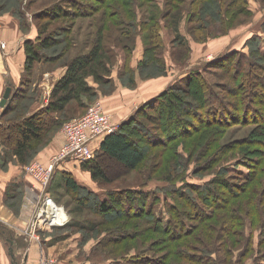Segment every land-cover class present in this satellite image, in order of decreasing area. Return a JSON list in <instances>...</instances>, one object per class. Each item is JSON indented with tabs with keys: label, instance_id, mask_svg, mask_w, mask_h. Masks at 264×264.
I'll return each mask as SVG.
<instances>
[{
	"label": "trees",
	"instance_id": "1",
	"mask_svg": "<svg viewBox=\"0 0 264 264\" xmlns=\"http://www.w3.org/2000/svg\"><path fill=\"white\" fill-rule=\"evenodd\" d=\"M164 1V8H162L159 0H139V2L137 0H54L50 5L41 9V12L33 13L31 19H29V13L20 11L18 14L12 11L15 15L17 14V18L21 21V27L25 31L30 28L31 23H36L39 35L36 41L26 43L27 62L25 79L22 82L24 89H17L19 94L17 95V92H15L16 94L10 98V102H8L4 112L1 113L0 145L11 147V154L20 164L29 163L37 153V147L47 136L54 114L63 115L73 102L78 103L83 109L86 108L92 103L91 99L94 100L99 97L102 84L113 83L111 75L116 56L113 54L115 50L110 49L104 43L103 33L107 21L111 24L113 19H119V24L127 26V29H120L119 38L116 39V45L122 46L125 52L124 60L115 61L121 69L118 72L120 79L135 84V70H133L132 61L136 48L135 42L139 37L144 44V57L139 61L138 69L144 71L156 64L161 66L163 73L167 66L165 58L167 43L163 38L162 30L167 25H172L171 29L174 33L172 54L175 55V59L181 60L180 51L184 50L183 58L186 56L184 58L186 60L191 49L189 41L180 28L183 20H186V23L190 25L191 38L202 42L211 37L219 36V34H228L233 29L237 16L243 15L252 18L254 14L250 8L249 0ZM13 2L16 5L19 2L25 4L24 0H4L0 8L9 7ZM33 2L34 0H30L29 4L26 5H32ZM102 8H105L104 15L100 18L102 29L98 30L93 46L87 53L77 55L70 62L60 67L64 68V73L54 86L48 105L33 114H29L31 108L29 101L32 99L28 100V97L32 96L34 102L39 95L37 92L33 95L35 91L33 89L35 83L33 77L35 64L43 58L41 51L55 49L63 42L65 45L68 38H64V36L73 31L69 23L58 25L54 30L48 31V23L40 25L37 20L45 18L49 20L48 22H51L61 18H90L99 13ZM207 16L219 21L220 25L208 23ZM163 19L166 20V24H162ZM167 21H169L168 24ZM212 26L217 31L210 32ZM168 28L170 27L168 26ZM216 32L217 34H215ZM62 38L63 42L61 41ZM124 38H133V46L129 45L128 42H124ZM248 44L250 50L247 52L233 51L211 62L212 67L224 70L225 76L223 77H230L236 84L235 88H230L226 83L221 85L227 95H224L223 92L219 93L217 85L210 84L202 72L193 68L189 71L190 75L185 85H170L159 96L140 107L128 120L121 123L115 133L104 137L100 147L93 150V159L84 163L77 161L83 170L90 173L95 182L110 183L111 181L103 164L105 157L118 163L126 170L134 171L145 161L148 150L154 148L168 150L171 148L173 155L169 161L172 163V168L170 169L168 181L157 183L158 185L154 187L148 184L147 186H141V189H130L129 192L127 190L124 193L117 192L115 194L113 191L96 193L78 184L72 173L64 171L61 173L63 186L70 195L71 193H78L81 196L79 207H87L99 212L104 220L109 218L112 210H117L118 214L110 217L113 219H116V217H125L128 220L142 219L136 224L137 227H142L140 231L156 230L157 233L163 235L166 242L172 244L176 242L173 248L168 247L169 250L166 256L171 254L172 256L174 254L184 255L183 252L185 251L178 242H181L185 237L193 236L198 239L199 246H204L206 243V246L203 247L205 250L204 261L194 257L193 262L195 263L233 264V253L238 251L240 254L236 264H242V261L252 254L259 255L258 260H256L257 264H264V170L262 167L260 166L263 170L261 172L259 166L257 167V162L253 164V160L249 159L247 161L244 157V164L250 168L251 172L239 178L243 182H233L231 178L227 177V169L223 168L222 172L217 173L213 180L209 182L189 183L185 181L187 174L181 175L187 167L188 161L183 164L180 171L178 160L182 155L178 153L177 145L170 144V141L174 140L177 135H193L202 129H214L217 133L211 130V133L207 132L198 139V148L200 144L203 145V140L208 143L211 137L216 134L218 137V134H223L226 128L235 123L246 125L254 121H257L256 123H259V128H261L258 142L264 144V75L259 73L260 69L264 71V37L254 35ZM71 49L70 45L66 44L63 47L62 54L53 58L51 56L44 57L54 64L63 59ZM125 75L128 76L127 80L123 78ZM90 80L100 85L99 89L92 85L89 82ZM228 95L237 99L229 101L227 97L230 96ZM182 100H188V103H186V106H182L181 115L176 109L178 115L175 116V122L177 121L176 118L183 116L178 119L183 124L179 125V128L183 129L182 131L179 129L181 133L170 135L171 127L168 120L165 124H161L159 122L161 120H158L155 125L159 124L161 130L165 131V135L162 134V136L161 133L159 134L160 131L157 132L155 131L157 129L152 128L155 125L154 120L151 119L155 118L149 116L150 126L138 119V114L142 115L150 107L155 111L163 108V111L167 112V118L174 120L170 116L174 114L175 108L180 105ZM21 105H24V107L22 106V114L25 113V115H21L19 111H16ZM241 111L244 113H241ZM8 117L13 118L12 121ZM193 117L202 124L198 125L192 121ZM190 119L192 122L189 121ZM134 124H137V131L145 134L149 142L147 146L140 145V142L130 134L134 131ZM189 126L193 130H190ZM167 134L169 135L168 138ZM6 139H9L11 144L7 143ZM241 144H244L243 141ZM197 148L195 152H197ZM220 151L225 154L224 146L216 149L217 153H221ZM199 154L201 152H198ZM212 161L215 162L216 159ZM195 172L200 173L201 170L199 171L198 168ZM260 172L263 175H257ZM181 181L184 184L178 186ZM254 182L257 184L253 185ZM248 192H251V194L247 195V198H241L240 201L233 202ZM123 195H125L124 198ZM118 205L121 206L120 209L116 207ZM158 206L165 208L166 218L158 214L156 211ZM145 218L147 220H144ZM247 223L250 225V231L247 229ZM97 226L92 227L96 229ZM207 226L215 233L214 237H211V234L204 230ZM93 228L92 230H94ZM81 229H84V227ZM131 231L129 230L128 233L121 231L122 234L113 232V240L117 241L115 243H120L132 238L137 231H134V229ZM256 231L259 234V238L256 240L258 243L257 250L254 247L255 240L253 238ZM5 232H7L6 228L0 224V236L3 237ZM205 236L210 238L209 242H205L203 239ZM189 246H191L190 243ZM212 248L216 252L222 249L223 252H219L217 258L214 259L213 255L209 254ZM176 251L178 252L175 253ZM148 256L145 255L143 261L140 262H144V264H163V261L155 258V256L152 255V258ZM117 260L112 259L111 261L117 263Z\"/></svg>",
	"mask_w": 264,
	"mask_h": 264
},
{
	"label": "rangeland",
	"instance_id": "2",
	"mask_svg": "<svg viewBox=\"0 0 264 264\" xmlns=\"http://www.w3.org/2000/svg\"><path fill=\"white\" fill-rule=\"evenodd\" d=\"M3 1L4 0H0V6L1 3H3ZM24 1L25 4H23V2L22 4L21 2H19L16 5L15 2H13V4L10 5L9 7L6 6L4 8L1 7L0 16L12 11L13 12L15 11L18 14L20 13V11H23L25 13H29V19H31L33 13L35 14L36 12H41V9L45 8L47 5H50L54 0H34L33 4L31 3L32 5H26L30 0H24ZM159 1L161 2V7L164 8L165 1L164 0H159ZM137 2H139V0H137ZM249 2H250V8L254 12L252 18L244 17L243 15L237 16L235 19L234 27L228 32V34L227 33L219 34V36L211 37L206 41L201 42V41L193 40V38H191V35L189 33L190 25L186 23V20H183L180 28L182 33L186 36L187 40L189 41V45L191 49L189 52V56L187 57L186 60H184L186 56L183 58L184 50L180 51L181 60L175 59V55L172 54L174 48V46H172L174 33L171 29L172 25H167V27L162 30L163 38L167 43V49L165 55L166 64H167L165 70L166 72L164 71L165 73L164 72L162 73L161 66L156 64H154L151 68H148L147 69L148 71L147 70L143 71V69L142 70H140V68L138 69L139 62L137 63V65H133V61H132V67L133 70H135L134 72L135 80H136L135 84H131L128 83L127 81H123L122 79H120L118 72L121 69L120 67H118V64H116V61L118 62L119 59L124 60L125 57L124 54L125 52L123 51L122 46L116 45V39L119 38L118 34L120 29L121 28L127 29V26L123 24L122 25L119 24L118 23L120 21L119 19L116 20L113 19L112 20L113 23L111 24L109 23V21H107L103 33L105 38L104 43L107 46H109L110 49L111 48L114 49L115 52H113V54L116 57H118V59H116L115 57L116 61L114 60L115 65L111 75V79L113 80V83L111 82L104 83L102 84V86H100L96 83H93L90 80L89 82L92 85H94L96 88L99 89L100 86L101 91L97 99L94 100L91 99L92 103L89 106H86V108L84 109L80 107L78 103L73 102L67 109L66 113H64L63 115L59 116L57 114H54L53 122L50 124V130L48 131L47 136L44 138L43 142L37 147V153L29 163L25 165L20 164L17 161V159H15V157L11 154V150H12L11 147L9 146L6 147V145L4 146L0 145V173L9 172L10 169H12L13 167L22 166L24 167V172L26 174L31 175L27 171V167L32 163L39 162L43 167L49 166L54 156L60 152L59 150L61 149V147L59 148V150H54L52 149L53 147L52 145L55 142L59 143L63 126L71 121L84 117L88 113L91 106L95 105L97 102H102L103 99L110 98L119 89L120 90L126 89L127 91L126 94L122 95V99H125L124 96H128L127 98L131 99V96L134 95L136 98H138L143 102L146 99H149L151 96L145 98L144 96H142L141 91L145 90V87L151 81L159 80L161 79V77L167 78V76L169 77L170 76L169 74L172 73L171 76H175V75L180 76L174 81L173 84L185 85L190 75L189 72L187 71V68H191V66H193L194 69H197L203 73V76L210 84L212 83L217 85V91H219V93L223 92L224 95H227L225 94L221 85L226 83L230 88H235L236 84L234 83L233 79H231L230 77H226V78L223 77L225 76L224 70L218 67H212L211 62H213L216 58L225 55L226 52L232 50L234 44H237V40L241 41V36H244V33L246 32L245 28L249 26L250 29H254L255 32H258L259 23L262 24L261 36L264 37V30H263L264 1L249 0ZM104 11L105 8H102V10L99 13H97L96 15L94 14L93 17L90 18L89 17H74L70 19L61 18V19L53 20L51 22H48L49 20L45 18L37 20V22L40 25H44L45 23H48L47 24L48 31L54 30L55 28H57L58 25L64 23L71 24L73 31H70L67 36H64V38L65 37L68 38V41L67 43H65V45L66 44L70 45V48L72 49L71 51L67 52V54L63 57V59H61L60 61L54 64L50 63V61H48V59H45L46 57L44 56H51L53 58L55 56L62 54L63 47L65 46L63 42V38L61 39L63 44L60 43L61 45L59 44L55 49L52 48L50 50L41 51V55H43V58L40 62L35 64V69H34L35 74L33 77L35 83L33 84L34 85L33 89L37 88V90L41 91V86H42L43 92L45 89L48 90V86L50 87L52 83L48 79V74L50 73L54 74L56 72H59L60 67H62L65 63L70 62L77 55L87 53L90 50V48L94 44V40H96V35L98 34V30L102 29V27H100L101 26L100 18L101 16L104 15ZM211 13H213V11H211ZM15 16L17 17V14ZM207 22L208 23L211 22L215 25H220L219 21L214 20V18L209 16H207ZM168 23L169 21H167V24ZM162 24H166L165 19L162 20ZM168 26L170 28H168ZM211 31L214 32L217 30H215V28L212 26L210 28V32ZM215 34H217V32ZM251 38L246 39V43L243 46L244 49L238 51L240 52L249 51L250 46L248 42L250 41ZM123 41L128 42V44L132 46L134 44L133 38L130 39L124 38ZM135 47L136 48L134 51V57L135 55L137 56L139 54L140 55L142 54V58H141L142 60L144 57V44L140 37L138 38V40H136ZM183 71L187 73H184L182 75ZM259 73L261 75H264V71L262 69L259 70ZM123 78L127 80L128 76L125 75ZM37 90L35 89L33 95L36 93ZM181 96L183 95L181 94ZM28 98H29L28 100L32 99L29 101L31 106L33 104V97L30 96ZM227 99L229 101H235L237 98L230 96L227 97ZM28 100H27V104H28ZM187 101L188 100L180 101V105L175 108L174 114L172 113L173 115L170 116L171 118L173 117L174 120H169L167 118V112L163 111V108L159 109L158 111H155V109L152 110L150 107L147 108L146 110L147 112L143 113L142 115L138 114V119H141L142 121H144V123H146L149 126H150L149 116L155 118V119H151L154 120L153 121L154 125L156 122L158 123V120H161L159 121L161 124H165L168 120V123L170 124L171 127L170 135L177 134L178 132L181 133L183 129L179 128V125H183V124H181L182 122H180L178 119L182 118L183 116L176 118L177 121L175 122V116L178 115L176 114V109L179 115H181L180 112L182 110V106L183 105L186 106L187 105L186 103H188ZM145 103H143L142 105H144ZM24 105L19 106L18 109L16 110L19 111L21 115H25V113L22 114V108L24 107ZM44 107L46 106L40 107V109ZM241 113L244 112L241 111ZM8 119L12 121L13 118L8 117ZM189 121L190 122L194 121L198 125L202 124L200 123V121H197L195 117L192 118V121L191 119ZM256 122L257 121H254L246 125L235 123L231 127L226 128L223 131V134H218V137L216 136L217 134L211 137L208 143L207 141L203 140L202 141L203 145L201 146L200 144L198 148H197L198 139L201 136L205 135L207 132L211 133V130L215 131L214 129H202L193 135L185 134V135L175 136L174 137L175 139L170 141V144H175V146L177 145L176 149L178 148V153H181L182 155L181 158L178 160L180 164L178 169L181 171L183 164H185L188 161L187 167L183 170L181 174V175H185V173L187 174L185 181L189 183L209 182L213 180V178L216 176L217 173H219L220 171L222 172L223 168H226L228 171L227 174L228 178H231L233 182H243V180L239 178H242L251 172L250 168H248L244 164L245 163V160L243 159L244 157L247 161L249 159L253 160L252 161L253 164L254 162H257L258 164L257 167L259 166L258 168H260L261 166L262 169L264 170V144L258 142L259 139L258 135L261 132V128H259L258 125L259 123ZM134 125H133L134 131H132L130 134L133 135L134 139L140 142V145L147 146L149 142L145 134L141 131H137V124ZM119 127L120 125L117 128L119 129ZM152 128L157 129L155 130L157 132L160 131L159 132V134L161 133L160 135L162 134L165 135V131L161 130L159 124L152 126ZM179 129H181V131ZM189 129L193 130V128L190 126ZM168 137L169 135L167 134V138ZM11 139L13 140V138ZM6 141L7 143L11 144V141L9 139H6ZM242 141L244 144H241ZM222 146H224L225 148V154H222V151H220L221 153H217L216 149ZM196 148H197V152H195ZM170 149L167 150V149L154 148L148 150L145 161L138 167L137 170L134 171L126 170V168L122 167L118 163L112 161L108 157H105L103 164L105 166L106 172L111 182L110 183L95 182L92 179L90 173L83 169L82 170L84 172H87L89 174L86 179L80 178V182L84 183L85 185H87V187H90L91 189L97 190L94 192L106 193L108 191H113V193L115 194H117V192L124 193L127 190L129 192L130 189H141L142 188L141 186H147L148 184H151L154 187L155 185H158L157 183H165V181H168L170 169L172 168V163L169 161V159L172 158L173 153H172V149L171 150ZM198 152L199 153L201 152V154L198 155ZM48 157L49 159H47ZM214 159H216L217 161V162L215 161L216 163L212 161ZM68 161H73V160L65 159L64 161H61L59 164H57V167H60L62 164L64 165V163ZM198 168L199 171L201 170L200 173L195 172L198 170ZM263 170H261L260 168L259 171L262 172ZM261 172L258 173L257 175L260 176L263 175L261 174ZM56 173L57 170L55 171L52 179L53 180V183L51 185L52 193H50L51 195L48 196L51 199H53L57 207H63L65 209V212H67L66 213L67 222L64 227L60 229H54L51 232H47L46 227H52V226L47 224L41 225V223H39V219L37 218L38 211L41 209L42 205L45 208L47 207V205L44 204L45 199H42L41 201L42 204L38 203L37 208L35 210V214L31 218L30 222H28L26 226L24 225L25 227H22L23 231H20L21 228L17 226L19 225L18 223L15 224L14 218L20 214L22 203L20 198H18L14 194L17 193V190H22V188L18 187L17 183L12 184L11 186L9 185V189H11L10 192L13 193L14 197L6 201L5 203L8 208V212L9 214H11V216L5 218L4 221L0 220V224L6 228L8 234L12 233L14 235V246H13L14 254L19 264H41L42 261L50 260V259L56 260L57 264H144V262H140V261H143V257H145V255H149L148 256L149 258H152L151 256L153 255L155 256V258L163 261L162 262L163 264L165 263L166 264H207V262L205 263L193 262V260L195 259L194 257L201 259L200 261H204L205 250L203 249V247L206 246V243L204 246H199V241L198 239H195V237L193 236L185 237L181 242H178L179 245L185 251L183 252L184 255L180 256L174 254V256H172L171 254L169 256H166L167 251L169 250L168 247L173 248L176 242H174V244L166 242L163 238V235L157 233L156 230L149 229L151 230L149 232L140 231L142 227L141 226L137 227L136 224L139 223L142 219L128 220V218L125 217H119V218L116 217V219H113L110 217L116 216L118 214H117V210L116 211L112 210L110 211L111 215L109 216L108 219H106L107 220L106 221L101 218L102 215L99 212H96L95 210L87 207L85 208L79 207L80 204L79 201L81 200V196L78 193H73V194L71 193V195L67 193L62 183L63 177L60 175V177L57 180L55 178ZM182 184H184L183 181H181L178 184V186ZM254 184L257 183L254 182L253 185ZM159 185L163 186L162 184ZM58 190H60L61 192H59ZM250 194L251 192H248L246 193V195H243L242 197L235 199L233 202L237 200L240 201L239 199L241 198H247V195L249 196ZM124 197L125 195H123V198ZM116 207H118L119 209L121 208L120 205ZM156 211L160 216L162 215L165 218L167 217L164 207L158 206L156 208ZM125 214L127 215L128 213ZM144 220H147V218H145ZM94 225H98L96 229L92 227ZM249 226H250L249 223H247V229H249L250 231ZM83 227L84 229H81ZM92 228L94 230H92ZM133 229L134 231H137V233L132 238H128L122 242L119 241L120 243H115L117 241L113 240L114 233L119 232L122 234L121 231H124L123 233H128L129 230L131 231ZM204 230L210 233L211 237L215 236V233L208 226L205 227ZM253 238L255 240L254 247L257 250L258 243L256 242V240H258L259 238L258 231L254 233ZM203 239L205 240V242L210 241V238L207 236H205ZM189 243L191 244V246H189ZM186 247L190 249H187ZM0 252L4 253V259L10 261L7 245L4 239L0 241ZM177 252L178 251H176L175 253ZM219 252L222 253L223 250L221 249L218 250V252H216L214 248H212L211 253L209 254H212L213 258L216 259L217 254ZM239 254L240 252L238 251H235L233 253V258H232L233 264H236L239 258ZM258 258H259L258 254H252L247 258H245L242 261L243 262L242 264H257L256 260H258ZM112 259H118L117 263L112 262L111 261Z\"/></svg>",
	"mask_w": 264,
	"mask_h": 264
},
{
	"label": "crops",
	"instance_id": "3",
	"mask_svg": "<svg viewBox=\"0 0 264 264\" xmlns=\"http://www.w3.org/2000/svg\"><path fill=\"white\" fill-rule=\"evenodd\" d=\"M256 21V20H255ZM262 24L259 23V30L258 32H255L254 29H250L249 27L245 28L246 32L244 33V36H241V41L237 40V44H234V47L232 50L226 52H233L244 49V44L246 43V39L253 37L254 35H262ZM247 34V35H246ZM38 30L35 24L31 23L30 28L25 31L21 27V21L19 18H17L13 12L6 13L2 16H0V112H4L6 106H1V101L4 98V95L7 91L8 87H11V94L10 98L13 97L17 92V89L21 90L24 89L22 82L24 81L25 76V67L27 62V50H26V43L28 41H36L38 39ZM1 43H5V47H1ZM140 56V57H139ZM142 54L135 55L133 59V65H137V63L141 60ZM193 69V66L191 68H187V71H191ZM64 73V68H60L59 72H56L54 74H48V79L51 81V86H48V90L45 89L44 92L36 89L37 93L39 94L37 99L33 102L30 108V113L33 114L34 112L40 110V107H43L45 104L44 99H50L52 90L54 86L57 84L58 80L60 79L61 75ZM184 72L182 73V75ZM170 76L161 77V79L156 81H151L147 86L145 87V90L141 91L142 96L149 97V99H146L145 101H141L138 98H136L134 95L131 96V99L127 98L128 96H124L125 99H122V95L126 94L125 90H118L116 91L110 98L103 99L102 104L104 105L107 113L111 115L112 120L114 124L117 125V127L128 120L140 107H142L143 103H148L149 101L153 100L157 96H159L164 90H166L170 85H173L174 81L179 78L180 76ZM181 75V76H182ZM152 83V84H151ZM175 85V84H174ZM34 87V86H33ZM21 92V91H20ZM19 94V91L17 92V95ZM10 98L9 101L10 102ZM145 103V104H146ZM8 104V103H7ZM144 104V105H145ZM1 116V114H0ZM2 124V121L0 120V125ZM104 138L97 139L92 142V149L97 150L100 147V144ZM65 139L64 136L61 134L60 141L55 142L52 146V149L59 150L60 147L64 144ZM49 159V157L47 158ZM57 173L55 175V178L58 180L61 173L68 172L72 173L75 176V179L77 180L78 184L81 186L87 188L90 191H97L94 189H91L90 187H87L84 183L80 182V178L86 179L88 177L87 172H84L82 170V166L80 163H77L76 161H68L62 164L60 167H57ZM78 175V176H77ZM54 178V179H55ZM53 179V177H52ZM17 183L18 187H21L22 190H17V193L14 194L18 198H20L22 207L21 212L18 216L14 218L15 224L18 223L21 230L23 231L22 227H25L28 222H30L31 218L35 214V210L37 208L38 203L41 204V201L43 198H45V194H48L49 196L52 193L51 185L53 183V180H51V183L46 190L45 194L42 193V189L39 186V182L34 179L29 174H26L24 172V167L18 166L13 167L10 169L9 172H2L0 173V220H5V218H8L11 216L8 212V208L6 206V201L10 200L12 197H14L13 193L10 192L11 189H9V185ZM14 186V185H13ZM16 186V185H15ZM14 188V187H13ZM61 192L60 190H58ZM99 193V192H96ZM53 200V199H52ZM10 220V219H9ZM25 225V226H24ZM64 226H56V227H46L47 232H51L54 229H60ZM4 239L6 245L8 254L10 257V261L4 259V253L0 252V264H19L18 260L16 259V256L14 254V235L8 234L7 232L4 233L3 237H0V241Z\"/></svg>",
	"mask_w": 264,
	"mask_h": 264
},
{
	"label": "built area",
	"instance_id": "4",
	"mask_svg": "<svg viewBox=\"0 0 264 264\" xmlns=\"http://www.w3.org/2000/svg\"><path fill=\"white\" fill-rule=\"evenodd\" d=\"M1 47H5V43H1ZM47 106L49 99H44ZM1 114V112H0ZM117 126L114 124L111 115L105 111L102 102H97L91 106L88 113L77 120L71 121L63 126L62 135L64 136V145L59 150L60 152L54 156L52 162L47 167H43L41 163L34 162L27 167V171L39 182L42 193L45 194L48 189L52 177L56 171L57 164L65 159H72L78 162H87L94 157L92 142L106 137L109 134L115 133ZM44 204L38 211V219L41 225H52L51 220L57 221V216L52 215L50 204L56 203L45 194ZM42 204V202H41ZM65 214L63 207H57ZM67 213V212H66ZM41 264H57L56 260L50 259L42 261Z\"/></svg>",
	"mask_w": 264,
	"mask_h": 264
},
{
	"label": "bare ground",
	"instance_id": "5",
	"mask_svg": "<svg viewBox=\"0 0 264 264\" xmlns=\"http://www.w3.org/2000/svg\"><path fill=\"white\" fill-rule=\"evenodd\" d=\"M49 206L51 207V212L53 213L52 215H56L58 217L57 221H55L54 219L51 220L52 225L53 226H65L67 222L66 212L64 214L62 210L57 208V206L54 204H50Z\"/></svg>",
	"mask_w": 264,
	"mask_h": 264
},
{
	"label": "water",
	"instance_id": "6",
	"mask_svg": "<svg viewBox=\"0 0 264 264\" xmlns=\"http://www.w3.org/2000/svg\"><path fill=\"white\" fill-rule=\"evenodd\" d=\"M10 94H11V87H8L7 91H6L5 95H4V98L1 101V106L2 107L7 105L8 101H9V98H10Z\"/></svg>",
	"mask_w": 264,
	"mask_h": 264
}]
</instances>
